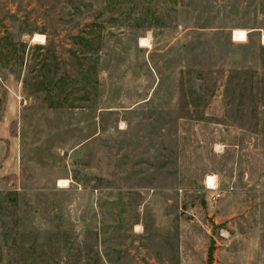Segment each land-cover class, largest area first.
Masks as SVG:
<instances>
[{
  "label": "rangeland",
  "instance_id": "obj_1",
  "mask_svg": "<svg viewBox=\"0 0 264 264\" xmlns=\"http://www.w3.org/2000/svg\"><path fill=\"white\" fill-rule=\"evenodd\" d=\"M0 264H264V0H0Z\"/></svg>",
  "mask_w": 264,
  "mask_h": 264
},
{
  "label": "built area",
  "instance_id": "obj_2",
  "mask_svg": "<svg viewBox=\"0 0 264 264\" xmlns=\"http://www.w3.org/2000/svg\"><path fill=\"white\" fill-rule=\"evenodd\" d=\"M212 197H214V196H212ZM215 198V197H214Z\"/></svg>",
  "mask_w": 264,
  "mask_h": 264
}]
</instances>
